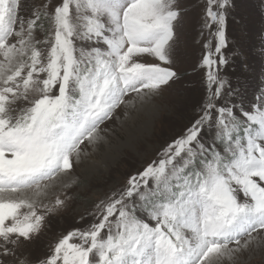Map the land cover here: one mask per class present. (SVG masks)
I'll return each instance as SVG.
<instances>
[{
  "label": "snow or ice",
  "instance_id": "1",
  "mask_svg": "<svg viewBox=\"0 0 264 264\" xmlns=\"http://www.w3.org/2000/svg\"><path fill=\"white\" fill-rule=\"evenodd\" d=\"M229 2L203 0L197 118L34 264H221L264 233V90L228 99ZM179 16L177 0H0V264H33L19 250L64 204L44 203L56 178L118 108L177 76Z\"/></svg>",
  "mask_w": 264,
  "mask_h": 264
},
{
  "label": "rangeland",
  "instance_id": "2",
  "mask_svg": "<svg viewBox=\"0 0 264 264\" xmlns=\"http://www.w3.org/2000/svg\"><path fill=\"white\" fill-rule=\"evenodd\" d=\"M55 3L58 0H53ZM177 6L180 16L174 25L171 65L177 76L155 94L134 98V103L149 100V108L130 110L133 103L118 108L101 124L100 142L85 147L79 159L73 158L72 169L64 173L68 183L59 188L56 183L60 175L56 178V187L44 203L52 207L60 196L64 204L45 215L41 231L19 250L33 264L49 254L68 232L92 223L96 205L158 159L161 150L183 135L197 118L205 99V69L199 67L208 37L202 28L204 3L177 0ZM226 18L228 47L223 51L228 63L220 66V76L240 90L239 96L228 99L248 107L264 90V0H230ZM147 62L158 61L148 57ZM221 264H264V233L247 250Z\"/></svg>",
  "mask_w": 264,
  "mask_h": 264
},
{
  "label": "bare ground",
  "instance_id": "3",
  "mask_svg": "<svg viewBox=\"0 0 264 264\" xmlns=\"http://www.w3.org/2000/svg\"><path fill=\"white\" fill-rule=\"evenodd\" d=\"M146 101H149V100H146ZM146 101L143 98V99L139 100L138 103H134L133 102V104L131 105V109L130 110H132V109H138V110L144 109L145 110V109L149 108L151 103L146 102ZM66 176L67 175L64 176V173L60 174V176H59L60 177V182H57L56 186H59V188H63V186L68 183V180H70V179H67ZM54 185H55V182H54ZM56 186H54V187H56Z\"/></svg>",
  "mask_w": 264,
  "mask_h": 264
}]
</instances>
